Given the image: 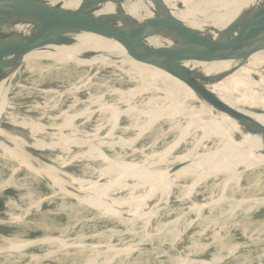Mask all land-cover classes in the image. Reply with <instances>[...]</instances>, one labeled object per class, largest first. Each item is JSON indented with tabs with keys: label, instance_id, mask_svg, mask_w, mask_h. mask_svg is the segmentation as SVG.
Masks as SVG:
<instances>
[{
	"label": "bare ground",
	"instance_id": "1",
	"mask_svg": "<svg viewBox=\"0 0 264 264\" xmlns=\"http://www.w3.org/2000/svg\"><path fill=\"white\" fill-rule=\"evenodd\" d=\"M82 2L0 0V15L8 17L0 22V51L9 47L5 31L37 42L54 8ZM59 35L0 56V195L17 192L0 217L19 226L37 200L58 199V216L78 218L80 208L113 217L107 247L95 250L93 242L89 258L69 264H132L131 247L170 238L188 216L190 227H204L201 236L264 202L255 196L264 193V0H98ZM50 152L56 155L46 158ZM72 162L102 181L72 177V189L55 178ZM44 180L54 187L47 193L36 189ZM124 191L123 199L105 200ZM199 194L201 203L190 205ZM174 202L182 205L175 217L158 224L160 206ZM247 228L245 221L240 237ZM256 230L236 246H226L230 233L204 247L191 242L188 258L173 262L264 264V249L252 255L264 223ZM37 240L54 242L53 235L9 241L0 251ZM213 245L212 257L189 259ZM59 258L56 264L66 263Z\"/></svg>",
	"mask_w": 264,
	"mask_h": 264
},
{
	"label": "rangeland",
	"instance_id": "2",
	"mask_svg": "<svg viewBox=\"0 0 264 264\" xmlns=\"http://www.w3.org/2000/svg\"><path fill=\"white\" fill-rule=\"evenodd\" d=\"M140 12L150 13V12H154V11H151V10L142 11V10H140ZM52 154L56 155L55 152H50L49 154L48 153L45 154L46 158L50 157V155H52ZM35 155H37V154H34V156ZM37 165H38V167H42L40 162L35 163L34 166L37 167ZM82 165L83 164L80 162H72V163L68 164L66 167L61 168L59 170V171H61V173H59V171H58L57 177H55V178H58L59 180L61 179V181L64 180L65 183L67 182L69 184L68 185L66 183L69 187L71 186L70 188H72V186L75 187L74 184L72 183V181H75L76 179L78 180V177L81 180L84 179V181H85V179L87 181V177H88L89 181H90L89 178H91L92 180L96 179L95 182H97L99 180H100L99 182L102 181L101 179H99V176L98 177L94 176V175L92 176L89 173L84 174ZM91 166H92V164L90 165V167ZM261 172H263V171H261ZM60 174L62 175V178H60ZM69 177L70 178L76 177V179L72 178V180H71ZM262 178H263L262 184L264 185V182H263L264 176H262ZM242 185H245V183H242ZM51 187L54 188L48 181L44 180L43 186L40 184L38 187H36V189L37 190L39 189L40 190V191L38 190L39 192L47 193ZM70 188H67V189L69 190V193L73 195V193H74V192H72L73 188L72 189H70ZM8 189L3 191L0 195V211L3 210V205L5 203L4 202L5 199L7 200L10 198H14V195H17V192L15 191L14 188H8ZM61 189H63V188H61ZM70 190H71V192H70ZM33 191H32V193H33ZM34 192L36 194H39L37 191H34ZM125 196H126V192L124 191V192H121V195L120 194L106 195L105 200H109V199L119 200V199H123ZM203 196L204 195L199 194L198 198L193 199L192 201L189 202V204L190 205H196L198 203H201V201L203 200ZM255 196H258V199H262V200L264 199V193H259ZM174 197H176V196H174ZM250 197H253V195H250ZM231 198H235V196H231ZM59 201L60 200L58 199L57 201H54V202L45 203V202H41V201L37 200V203L32 210L30 209L25 214H22L23 215L21 217L22 220H20V221H23V222H21V225H19V226H14L11 224L14 220V218H12V217H10V218H6L3 216L0 217V248H1L2 244L3 245L7 244V242H9V241L19 242V241H26V240H31V239L35 240V239H40L43 237H51V235H53V238H54V240H53L54 242H52V243L47 242V241H38L37 240L36 242L35 241L30 242L29 244H26L25 246L19 247V248L14 249V250H2L1 249V251H0V261H1L0 264H8V263L9 264H56L55 260H57V259L61 260L59 257H65V259H66L65 264H69L71 261L84 262L87 259V257L89 258L91 256V253L93 251H95L96 249L102 251L103 249H105L107 247V244H109V243L106 242V240H108L110 238L105 236L104 234H105V232L108 231V229L111 226L114 225V224H112V222H113L112 219H114L113 217H108V218L104 217L103 218L102 215L100 216L99 214H95V212L93 213L92 210H87V209H81L80 210V208H78L76 210H77V215H79V217L75 218V219H70V218L68 219V218H66V216H58V214L56 212L57 209L55 207ZM181 206L182 205H179L175 202L169 204L166 208H162L160 206V208L158 209V218H157L156 222L158 224L159 223L161 224L162 222H164L170 218L175 217L178 210H180ZM149 208L150 207H148V209ZM184 208H181V209H184ZM155 209H157V208H155ZM83 210H84V212H83ZM154 210H152V211H154ZM238 210H240V209H236L237 212H239ZM50 211H52V214ZM39 212H40V214H39ZM53 212L55 213L54 215H53ZM79 212H81V213H79ZM154 212H156V210ZM246 212H248L247 217L246 216L242 217L241 212H240L236 216L232 217V219L225 221V223L222 226L220 224H217V223L214 226L213 225L208 226L206 232L204 234H202L201 236H198V234L200 232H203V229H201L203 226L199 225V226H194V227L191 226L190 227L191 217L193 215L188 216L183 220V223L181 224V226L175 230L176 234L171 236L170 238H167L164 240H159V241L150 240V241L144 243V245H139V246L134 245L135 247L134 246L131 247L133 250L131 251L130 256H128L127 261L131 262L132 264H141V262H144L143 264H174L173 260H177V258H181V257L188 258V256H186L185 254L187 252H190L189 244L191 242L192 243L195 242L198 246L204 247V246H206V244H211L212 242H216L219 239H225L229 233L231 234V236H230L231 239H228L226 246L230 247V246H234V245L236 246L238 244H241L245 241L246 238L256 237V235L257 236L259 235L257 233L256 229H257L258 225L261 224V222L264 223V202L261 203L260 205L254 206L253 208L251 207ZM91 215L93 216V218L91 217ZM203 215H206V214H203ZM51 216L52 217L54 216V217L52 218ZM37 217H39V218L37 219ZM57 217H58V219H57ZM5 219H7V221ZM211 220H213V219H211ZM245 221H246V225L248 227L247 228V234H246L247 237H245V236L240 237L239 236V233L241 235L240 228H242V224L245 223ZM156 226L157 225H154L153 228L149 231H154V228ZM232 226H235L237 228H235V227L232 228ZM19 227H20V230H19ZM96 230H98V231H96ZM16 231H18V232H16ZM19 231L21 234L19 233ZM87 232H89V233H87ZM13 233H14V235H13ZM100 233H103V234H100ZM43 234H46V235H43ZM56 237L59 238L58 240H60V239L61 240L55 241V239H57ZM260 237L264 238V232L261 234ZM62 238L64 239L63 244H62V240H63ZM137 240H138V238H136L134 240H130V239L119 240L118 244H123V245L129 244L130 245L131 243L134 244L135 241H137ZM64 242H66V243H64ZM79 243L82 244V246L84 248L83 250L78 248ZM91 243H93L92 245L98 244L94 248L95 250L89 249L92 246ZM57 244H59V245L62 244V246H58ZM71 244H73V245H71ZM263 246H264V239H263V242L260 241L257 245H255L256 249L254 252H252V255H254L255 253H259V251L261 249L263 250L264 249ZM212 247H207V248L205 247L201 253L197 254L196 256H192L193 258L189 257V259H194V260L197 259V261L203 262L208 257H212V255L215 253L214 252L215 246H214V248H212ZM3 253H7V255H6V256H8L7 259H3L1 257V254H3ZM178 255H180V256H178ZM202 258H204V259H202ZM123 261L124 260H122L119 263L120 264H128V263L123 262ZM137 261L140 263H138ZM61 263H62V261H61ZM116 263L119 264L118 262H116V260L110 262V264H116ZM230 263L231 262H227L226 264H230Z\"/></svg>",
	"mask_w": 264,
	"mask_h": 264
},
{
	"label": "water",
	"instance_id": "3",
	"mask_svg": "<svg viewBox=\"0 0 264 264\" xmlns=\"http://www.w3.org/2000/svg\"><path fill=\"white\" fill-rule=\"evenodd\" d=\"M94 1L98 0H83V2L75 8L62 7L61 5L54 8L44 21L37 42H32L31 40H28L27 38H25V35H23L20 31H5L7 39L9 41V47L3 51H0V56L4 53L19 54L31 48L32 46H38L47 42H51L54 39L56 41H61L62 37L61 35H59V30L65 28L72 21L74 15L77 14V12H79L81 8ZM5 19H8V17L0 15V22L4 21ZM249 38L250 37H246L245 40H249ZM129 53L134 57L140 59V57L136 53L130 51ZM208 53L215 52H207L205 54ZM197 57L200 58L201 56L197 55Z\"/></svg>",
	"mask_w": 264,
	"mask_h": 264
}]
</instances>
